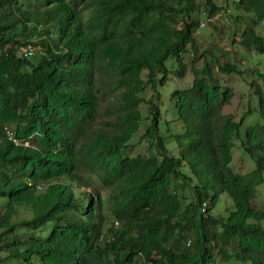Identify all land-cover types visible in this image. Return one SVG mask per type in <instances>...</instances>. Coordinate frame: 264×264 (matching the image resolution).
<instances>
[{"label":"trees","instance_id":"obj_1","mask_svg":"<svg viewBox=\"0 0 264 264\" xmlns=\"http://www.w3.org/2000/svg\"><path fill=\"white\" fill-rule=\"evenodd\" d=\"M235 5L252 14L239 45L264 53V28L256 30L264 0ZM216 8L214 0H0V197L7 200L0 241L15 226L26 231L0 245V264H264V209L252 203L264 184V71L249 82L257 121L241 130L244 116L221 112L233 89L214 71L240 73L238 65L204 51L202 65L190 67L191 84L172 93L175 119L156 103L169 68L183 75L187 46L198 53L200 12ZM99 75L108 76L120 110L114 129L89 131L106 95ZM147 85L154 94L145 98ZM176 120L182 131H173ZM140 123L147 152L127 156ZM241 131L254 163L245 173L231 166ZM171 141L175 154L160 146ZM221 195L232 207L210 212ZM19 207L31 217L10 221Z\"/></svg>","mask_w":264,"mask_h":264},{"label":"rangeland","instance_id":"obj_2","mask_svg":"<svg viewBox=\"0 0 264 264\" xmlns=\"http://www.w3.org/2000/svg\"><path fill=\"white\" fill-rule=\"evenodd\" d=\"M170 3L178 6L180 0H168ZM227 1V7L230 12L228 13L227 19L228 22H217L210 23L200 27L194 34L197 46L198 53L194 54L191 52L189 46L187 49L189 53H185L182 55L180 60V66L185 65V70L183 75L177 76L180 69L174 71V68L171 67L165 73V84L160 86V91H162L161 100L156 103L160 106L164 105V113L168 114L172 119H175V108H174V97H172V93L176 89H183L188 87L192 81V75L190 73L191 65H195L200 67L202 65L203 59L199 57V53L204 51V57H207L208 60H217V61H229L231 63H235L238 65L240 73L237 72H227L223 73L219 71V69L214 66V71L217 73L221 84L223 86L229 87L233 89V95L230 100L225 103L221 109L222 114H230L232 115L235 121L239 120L241 116H244V124L240 126V130L243 127H246L250 124H253L257 121V107L256 106V97L252 90H250L249 82L252 79L260 81V77L257 75L259 72L264 71V53H254V51L246 50L239 45V35L242 31L244 24L251 18V13H242L240 12L234 3L230 0ZM214 2L223 5L224 0H214ZM238 15V16H237ZM197 17L196 14H194ZM200 18V16H199ZM261 24V25H260ZM258 28L256 29L258 32L262 33V28H264V20L260 23ZM169 62V61H168ZM179 66V68H180ZM142 77L145 78V72H142ZM160 75H157V78ZM110 81L108 80L107 75H99L97 78V85L100 87H106V95L100 102V107L98 111V116L96 120L93 122L89 131L98 130V128H107L108 130L114 129L112 127V123L117 119V115L120 110V102L119 97L116 91L110 90L108 93V86ZM154 92L147 87L145 88L144 95L145 98L152 96ZM140 111L142 113V120L148 122L147 118V105L141 104L139 106ZM173 126V131H182L183 124L180 121H171ZM175 131V132H177ZM144 133V126L140 123L138 131L133 135L130 140L128 146L125 148V155L127 156H135L138 153L145 154L147 151V145L140 139V136ZM243 138V132L241 131L240 135H236L232 142V168L240 173H245L251 170L254 167V163L249 160L248 156L242 150L241 142ZM162 147V151L165 152L168 148L175 154L174 142L171 141L168 147L163 144H160ZM253 164V165H252ZM88 179L91 181L95 188H97L101 194L106 195L108 189L100 185V181L95 174H89ZM256 196L252 199V203L256 207H260L264 209V184H260L256 188ZM185 194L188 196L187 201L191 200L189 198V193L185 191ZM7 200L0 197V215L3 213L5 209V204ZM224 206H228V208L232 207L231 199L228 196L221 195L219 197L218 203L216 205L210 206V212L215 211L216 213H221L222 208ZM31 217L30 210L19 207L17 213L11 216V220H15L16 222L22 219H28ZM1 226V225H0ZM113 226H118L114 224ZM25 229L27 227L24 226ZM20 226L14 227V232L12 234H8L3 240L0 241V245H6L13 240H21L26 238V231L24 232ZM44 229V228H43ZM42 229V230H43ZM35 230V236H37V231ZM44 235V232H43ZM6 252L1 250L0 256H5ZM235 262L233 261L232 264ZM4 264H19L17 259L8 258ZM244 264H249L248 262Z\"/></svg>","mask_w":264,"mask_h":264},{"label":"built area","instance_id":"obj_3","mask_svg":"<svg viewBox=\"0 0 264 264\" xmlns=\"http://www.w3.org/2000/svg\"><path fill=\"white\" fill-rule=\"evenodd\" d=\"M198 3H200L201 5H204L205 3V0H197ZM232 3H238L239 0H230ZM228 13H229V9L227 8V4L224 3L222 5V7L218 8V9H215L213 11H211V13H209L208 11L206 10H202L200 12V18L198 20V27H197V30L196 31H199L198 29L204 25H207V24H210V23H217V22H224V23H227L228 22V19H227V16H228ZM27 54L28 55H32L33 54V48L32 47H29V49L27 50ZM4 130H5V133L7 135L8 138L10 139H13V141L15 142H18L14 136H13V131L11 130L10 127L8 126H5L4 127ZM205 207V203H203V208Z\"/></svg>","mask_w":264,"mask_h":264},{"label":"clouds","instance_id":"obj_4","mask_svg":"<svg viewBox=\"0 0 264 264\" xmlns=\"http://www.w3.org/2000/svg\"><path fill=\"white\" fill-rule=\"evenodd\" d=\"M224 2L227 4V1L226 0H224ZM216 4V6L218 7V8H220V7H222V5L221 4H218L217 2L215 3ZM235 4V3H234ZM218 8H216V9H218ZM228 8V7H227ZM229 9V8H228ZM229 12H230V10H229ZM29 47H32L33 48V54L32 55H34V47L33 46H29ZM29 47L26 49V54H27V50L29 49ZM28 55V54H27ZM29 56H31V55H29ZM5 126H8V125H5ZM4 126V127H5ZM8 127H10V126H8ZM12 130V129H11ZM13 131V130H12ZM7 136V135H6ZM13 136H14V132H13ZM14 138L19 142V140L14 136ZM13 140V139H12ZM15 142V141H14ZM114 224L115 225H118V222L115 220L114 221Z\"/></svg>","mask_w":264,"mask_h":264},{"label":"bare ground","instance_id":"obj_5","mask_svg":"<svg viewBox=\"0 0 264 264\" xmlns=\"http://www.w3.org/2000/svg\"><path fill=\"white\" fill-rule=\"evenodd\" d=\"M32 56V55H31Z\"/></svg>","mask_w":264,"mask_h":264}]
</instances>
